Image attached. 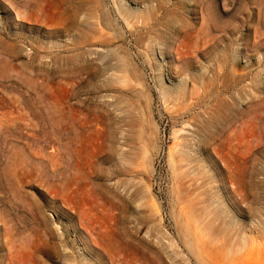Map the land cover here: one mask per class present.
Returning <instances> with one entry per match:
<instances>
[{
    "label": "rangeland",
    "instance_id": "rangeland-1",
    "mask_svg": "<svg viewBox=\"0 0 264 264\" xmlns=\"http://www.w3.org/2000/svg\"><path fill=\"white\" fill-rule=\"evenodd\" d=\"M167 1L193 9L190 17L182 14L201 54L188 61L189 74L199 77L208 68L229 77L235 68L245 77L242 87L259 94L254 107L240 110L233 122L221 118L207 135L201 118H177L174 104L163 100L182 86L170 77L183 68L177 44L169 64L159 50L152 54L137 44L128 15L144 6L132 0H0V264L264 262V0ZM107 12L113 28L104 25ZM253 120L260 124V145L246 151L238 138L251 135L243 123ZM177 138L194 159L216 162L211 173L217 181L223 161L230 171L228 198H219L228 219L222 214L202 240L177 205L171 157ZM55 160L61 162L58 175ZM103 160L114 179H101ZM105 185L115 221L103 209ZM133 186L140 197L130 198Z\"/></svg>",
    "mask_w": 264,
    "mask_h": 264
},
{
    "label": "bare ground",
    "instance_id": "bare-ground-1",
    "mask_svg": "<svg viewBox=\"0 0 264 264\" xmlns=\"http://www.w3.org/2000/svg\"><path fill=\"white\" fill-rule=\"evenodd\" d=\"M132 1L136 6H144V8H145L144 11H142V12L139 11L138 13H130L128 15L132 19V21H130L132 23L131 24L132 34L136 37L137 44L145 45L146 46L145 48H147V51L149 53H152V54H154V52L159 50V52H160L161 56L163 57L164 62L166 64L170 63V60L172 58L171 51L175 47L174 45L177 44V46L174 50H175V55H176L177 60L182 64V67H181V68H183L182 75H178L176 77L173 76L170 78L171 79L173 78L174 80H182L181 82H183V84H182V86H180V88H178V90L176 92L164 94V97H163L164 98L163 100L165 101L166 104H168V103H169V105L174 104V106H172L173 112H174V109H177L179 111L178 113L176 110H175L176 113L174 112V115L177 118H180V117L185 118L187 115L195 114V116H194L195 118H201L203 120L204 127L201 129V131L207 135L209 132H211L213 130V128L221 120V118H224L225 120H232V122H233V119L238 118L240 116V115H238L239 114L238 112L240 110H241V112L243 110L245 112L246 109L252 108V106L256 102L255 101L256 98L259 97V94H258V92L255 91L254 95H252L246 90V88L242 87V85L245 83V82H243L245 77H244V75L239 74L235 68L231 69V73L229 74V77H228L227 73L223 72V70H221V69L218 70L217 73H214L215 72L214 69L208 70V68L206 70L204 69V71L201 72V74H199V77H193L189 74V70H188L189 69V62L188 61L192 60L195 55L198 56V54H201V49H200L201 46L199 45L200 52H198V48H197L198 43H199L198 38H197V41H198V43H197L196 39L195 38H194L195 40L193 39V35L195 36V34L189 33L190 28L188 30H186L188 28L187 27L188 25L186 26V24H185L186 21H184L183 14H182V13H185L186 16H189L190 12L193 11L192 7L188 8L185 6L186 8H184V6H179L177 3H174V2H173V4H171V1H167V0H132ZM95 2H97V1H95ZM95 4H97V3H95ZM191 5L193 6L194 3H191ZM18 16L21 19H27L26 15L24 16L21 13L19 14V12H18ZM123 16L126 19V16L125 15H123ZM109 17H110V14L108 12H107V14H104V17H102L104 19V25L109 26V27L111 26V28H113L114 24L110 20ZM95 18H96V16H95ZM99 19H101V18L99 17L97 20L98 26L101 23ZM183 26H186V28H183ZM182 28H183L184 32L185 31L186 32H185V36H184L183 40L180 41L178 44V43H176L175 39L177 38L176 36L178 34V31H180V29H182ZM181 32H183V31H181ZM201 35H203V34H200V36ZM98 36H99V32H98ZM98 36H97V39H98ZM197 37H198V35H197ZM201 38H203V37H201ZM83 39H84V37L82 36L81 41ZM97 39L94 41H96V42L102 41V39L101 40L98 39L99 41ZM103 39L105 40V38H103ZM192 39H193V41H192ZM109 40H111V39H109ZM81 41L78 42L80 45L83 44ZM205 41H206V37H205V40L203 38L202 42H205ZM193 42H195V44ZM17 58H18V55H17ZM121 59L122 58H120V60ZM126 62H128V61H126ZM120 71H123L122 73H124V70H122V68L120 69ZM126 72H128V70H126ZM125 78H127V77L125 76ZM184 78H185V80H187L186 84L184 82ZM207 78L209 79V81H207ZM129 80L130 79H128L126 81L129 82ZM188 82L190 83L189 89L187 88ZM208 82H210V83L214 82L217 85L215 86L214 84H208ZM200 83H203L205 86V88L203 90H200V88H199ZM210 86H214L217 89L215 91H212ZM204 100H207V101L203 102ZM211 101L216 102L215 107L209 106L212 104ZM205 107H206V109H205ZM185 110H187L188 112L186 114H182L181 112L185 111ZM237 115H238V117H237ZM232 122H231V124H232ZM84 124H86V122ZM243 126L247 127L246 129H248V131H249V129L252 130V131H249V132H252V133H250L251 135L246 136V138L244 136L245 134L243 135L245 140H241L240 138H238L239 141L245 142L244 144H245V147L247 148V149L245 148V150L247 151L248 148L249 149L258 148L260 145V136H259V132H258L259 131L258 128H259L260 124L258 122H256L255 120H253L252 122L245 121L243 123ZM103 130L104 129L102 128V131ZM103 132H108V131L104 130ZM98 134L100 136V132L97 133V135ZM220 135H222V134H220ZM234 137L235 136H233V139H234ZM34 138H36V136ZM236 140L235 141L233 140V142H235V144H236V142H239L238 140L237 141ZM227 142H228L227 140L224 141V145H226ZM229 142H230V140H229ZM115 143H116V141H115ZM203 143L206 144L207 142L205 141ZM107 146H108V144H107ZM115 147H114V149H115ZM203 148H205V149H203ZM197 149H198V151H202V150L206 151V145H204V146L199 145V146H197ZM112 152H115V151L112 150ZM216 153L218 156H220V154L218 152H216ZM42 154H44V153H42ZM42 154H41V157H42ZM60 154H61V152H60ZM60 154H58V156ZM54 155H56V153ZM54 155L50 156V157H52L51 159H53ZM45 156H48V155H45ZM224 156H226V155H224ZM38 157H39V155H38ZM59 157H60V159L63 158V157H61V155ZM171 157H172V163H173L174 181H175V188H176L175 194H176V198H177V202H178L177 205H179V207L183 211V213L185 212L184 214L186 215V219L188 222L187 224H190V226H193L196 234H198V233L201 234L200 235V239H201L204 236V234L206 236L207 233L210 234L212 232V231L210 232V227L213 223L216 224V222H222L221 221V215L222 214H225L226 218H227V215H229L225 210L227 208H224V206H222L220 201H219V198L221 195H222V197L220 199H222V201H223V199L226 200L228 198L226 174L229 171V167H228L227 161H223V171H221V172L219 171L220 172L219 175L221 176V179H219L217 181V179L211 173V167L217 168L216 162H213L210 159H208V160H203L200 158L194 159L190 155V153L186 152L183 149V144L179 143V138L176 139L174 147L171 150ZM220 157L222 158V156H220ZM55 161L53 162L54 167L58 169V167L61 166V164H60L61 162L57 163V160H55ZM63 161H64V159H63ZM101 163H102L101 179L103 181H107L111 178L114 179L115 174H112V176H110L109 171L104 166L106 161L103 160ZM51 165H53V164H51ZM150 165H152V164H150ZM27 167H29V166H27ZM55 168L53 169V167H52L53 170H56ZM57 171H58L57 175L62 173V172L61 173L59 172V171H61L59 169ZM150 173H151V171H150ZM63 174H65V173H63ZM133 174L138 175V173H135V172ZM111 182L112 181H109L108 183H111ZM101 189H103V187ZM109 189H111V188H109ZM218 189H220L221 191L220 192L216 191ZM104 190H102L104 192H102V194H101V196H102L101 199H104V201L107 199L106 201L108 202V195L109 194H106V192L108 191V187L106 186V188ZM117 190L118 189H116L115 186H114V189L111 190L115 197H119ZM124 191H125V189H124ZM214 191L218 192V194L216 193L218 196L214 195L215 194ZM141 193H142L141 189H139L137 186H133L132 191L130 193L131 194L130 198H138V197H140ZM112 196L109 198H113L114 202H116L119 199L117 201L119 203L120 198L116 199ZM215 196H217V200H215V198H216ZM121 197L123 198V196H121ZM106 201H105V204L103 207L104 212L108 213V215L110 216L109 218H112V220H110V221L117 220L116 214L114 213L115 211H117V208L114 207L116 205L111 204L113 207H110L111 206L110 205V206H108L110 208H107V202ZM122 201H124V200H122ZM120 203H125V202H120ZM122 205H125L126 208H128L126 204H122ZM123 207L124 206H122V208ZM173 210H174V208H173ZM219 210L222 211V213ZM173 215H174V213H173ZM211 228L213 229V227H211ZM189 232H191V231H188V233ZM198 237L199 236L197 235L196 238L198 239ZM206 237H209V236L207 235ZM196 242H198L197 244H199V241H196ZM255 246H256V244H255ZM260 247H261V249H263L262 246H260ZM259 252H261V251H259ZM263 260H261V261H263ZM257 264H259V261ZM262 264H264V262H262Z\"/></svg>",
    "mask_w": 264,
    "mask_h": 264
}]
</instances>
